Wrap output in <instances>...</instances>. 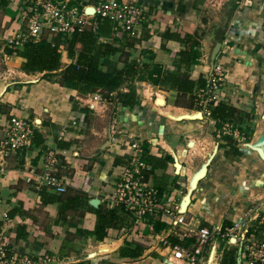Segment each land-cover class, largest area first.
Returning a JSON list of instances; mask_svg holds the SVG:
<instances>
[{
    "label": "crops",
    "instance_id": "crops-1",
    "mask_svg": "<svg viewBox=\"0 0 264 264\" xmlns=\"http://www.w3.org/2000/svg\"><path fill=\"white\" fill-rule=\"evenodd\" d=\"M95 1L83 2L92 6ZM117 1L139 4L144 10V19L137 27V37L133 38L138 41L136 48L124 49L112 56L116 67H123L128 54L127 60L138 66L147 64L171 73H183L184 70L176 66L183 46L166 35L175 34L182 38L196 33L201 55L199 65L192 66L187 72L195 83V98L182 96L165 85L156 86L163 97L147 102V106L136 95L139 105L132 109L122 108L114 102L98 103L91 109L87 105L89 94L82 96L68 89V94H64L66 97H59L54 87L47 89L41 83L30 86L32 89L22 87L20 94L25 92V95H5L0 99V106L1 103L12 104L15 107L11 106L13 108L7 115L27 120L32 118L29 121L36 125L40 144L32 143L4 164L5 172L0 177V198L3 201L0 210L8 212L10 221L3 227L0 217V236L9 237L12 252L31 256L47 253L64 264H154L164 260L162 255L166 252L159 242L160 235H169L170 242L171 239L187 242L190 247L198 228L218 232L223 222L232 226L246 220L247 214L249 235L258 242L264 241V163L254 151L245 147L246 143H242V136L246 135L250 143H254L264 135V0ZM5 2L6 6L0 7V27L3 29L0 39L4 41L14 38L20 32L21 24L20 1ZM71 2L77 6L83 3L82 0ZM88 10L94 11L92 7ZM10 17L9 27H4ZM112 29L114 36H121L122 31ZM101 42H109V39L102 38ZM12 59L18 60L14 67L21 66V58ZM215 62L227 69V105H232L239 113V122L226 123L232 126L234 134L231 132L221 137L218 134L223 127L217 128L213 116L200 117L196 105L198 80H205ZM134 82L141 85L146 81L135 79ZM27 89L31 93L27 94ZM231 89L235 92L232 93ZM127 91L128 83L117 90L121 93ZM180 99L189 100L190 105H176ZM177 110L183 113L178 114ZM73 118L79 120V127L70 126ZM98 123H103V131L97 129ZM64 127L66 137L58 141V132ZM108 133L109 144L102 148L109 140ZM88 138L91 143L86 147ZM58 142L67 147L59 148ZM190 142L192 145L188 146ZM132 148L141 151L139 159L150 166L149 171L142 172L144 181L158 190L166 205L177 206L193 178L215 151L205 177L198 181L191 193L183 225L173 228L164 217L150 216L146 221L148 227L140 226L138 233H133L134 228L127 226L129 240L117 235V229L130 223V216L122 208L124 213H121L118 206L110 207L104 197L119 181L117 167H132L131 159L136 153ZM49 151L61 155L57 173L68 181L66 192L60 195L48 191L33 179L28 180L34 176L33 172L39 173L43 156ZM115 158H120L119 164H114ZM175 163L181 165L177 173ZM68 195H79L78 208L66 213L61 210L59 214L61 205L51 202L50 198ZM93 198L99 200L97 208L89 205ZM253 203L259 207L251 215L249 210ZM115 208L122 220L107 230L102 241H97L92 235L96 223L94 209L103 213ZM11 212L14 214L10 215ZM18 233L22 237H18ZM215 238L220 239V236L214 233ZM125 242L141 246L143 254L135 259L122 257L119 250ZM209 246L216 248L215 241ZM102 248L106 250L100 252ZM92 253L94 256L89 258ZM152 253H156V257H152Z\"/></svg>",
    "mask_w": 264,
    "mask_h": 264
},
{
    "label": "built area",
    "instance_id": "built-area-1",
    "mask_svg": "<svg viewBox=\"0 0 264 264\" xmlns=\"http://www.w3.org/2000/svg\"><path fill=\"white\" fill-rule=\"evenodd\" d=\"M19 18L24 31H20L9 40L8 47L15 49L21 47L26 41L39 42L47 40L51 47H55V39L70 38L75 32L89 30L95 32L97 19L107 20L114 25V30L127 32L130 37L136 38L137 27L144 19L143 8L133 2H122L117 0H104L94 6V13L89 15L83 7L79 10L75 6H69L70 0H19ZM64 44L58 46L62 53ZM72 61H70L71 63ZM69 63V64H70ZM227 69L220 62H215L205 78V88L199 90L196 105L199 108L201 117H212L211 108L220 103L228 104ZM232 93L235 92L231 89ZM106 101L98 93L88 95L89 108L94 109L98 103ZM115 104L116 101H115ZM120 106L119 104H117ZM79 120L73 118L70 126L79 127ZM35 123L28 122L17 115H4L0 118V177L5 172V162L17 155L21 150L32 146ZM232 126L225 124L222 134L233 132ZM111 131V126H110ZM234 133V132H233ZM67 134L66 127L58 132L57 140L62 141ZM135 157L131 159L132 167H117L119 170V181L113 185V190L104 197L110 207H122L124 212L130 216V223L117 229L119 238L130 239L128 227L134 228L133 233H138L140 226H147V218L160 216L168 221L173 228L185 223V212L180 213L179 206L166 205L159 196L158 190L144 181L143 171H149L150 166L139 159L141 151L132 148ZM140 150V149H139ZM60 154L57 151H49L43 156L42 168L39 173L33 172V177L28 180H35L48 191L56 194L66 192L67 180L58 176L57 166L60 164ZM77 156L75 153L74 157ZM170 201V200H169ZM3 201L0 198V207ZM2 226L9 223L10 218L7 211L0 210ZM151 228V227H150ZM244 231V232H243ZM246 220L235 222L232 227L226 228L223 232L211 231L209 228H198L195 232L194 244L190 247L172 245L168 240L169 235H160L159 242L166 251V264H204V255L207 247L213 240L214 233L230 246L241 248L242 264H264V241L258 242L249 235ZM132 233V234H133ZM3 236V235H1ZM0 236V264H64L62 260L47 253H40L34 256L20 254L11 251L9 237ZM130 236V237H129ZM234 239V243H230Z\"/></svg>",
    "mask_w": 264,
    "mask_h": 264
},
{
    "label": "trees",
    "instance_id": "trees-1",
    "mask_svg": "<svg viewBox=\"0 0 264 264\" xmlns=\"http://www.w3.org/2000/svg\"><path fill=\"white\" fill-rule=\"evenodd\" d=\"M69 6H75L81 10V6H77L71 0L68 2ZM5 0H0V7H5ZM113 24L107 20L97 19V29L95 32L75 31L70 38L55 39V47H51L50 42L41 40L39 42L26 41L21 47L16 48L15 52L8 51L7 53H15L16 56L22 59L20 69L26 74L44 73L43 80L58 72L60 81L57 82L59 86L76 91L79 95L86 96L95 92H100L102 98L106 102H114L122 108L132 109L139 105L135 89L132 83L136 80L147 81L154 86L163 87L169 85L175 89L178 94L182 96H189L194 100L193 90L195 83L189 79L187 72L192 66L199 65L200 52L198 51V42L196 40L197 34L185 35L182 38L179 35L167 34L168 39H173L183 46L178 54L179 61L177 69H183V73H171L159 67H152L147 64L138 66L133 61H128V54L123 63V67L118 69L115 62L111 59L116 53H121L124 49L136 48L138 41L130 37L127 32H121V36L116 37L113 34ZM109 39V42H101V39ZM60 44L66 45V52L68 58L72 61L70 64L61 68L62 53L58 46ZM14 63L18 60L12 59ZM107 65V66H106ZM106 66V67H105ZM128 83V91L125 93L117 92V90L124 84ZM197 88L202 90L205 88V80L200 78L197 83ZM212 116L216 120L217 128H221L223 124L238 122V111L224 103L211 108ZM229 139L228 136H224ZM33 143L39 145L38 135L35 131ZM59 148L67 147L66 144L58 142ZM236 155L239 154L235 150ZM171 159V158H168ZM120 158H115L114 164H119ZM79 195H68L56 198L52 196L51 202H57L61 205L63 213L67 211H74L79 205ZM122 207L120 211L122 212ZM94 209L96 214V223L92 235L97 241H102L106 237L108 229L114 228L120 222L118 210L111 209L103 213ZM11 212L10 215H13ZM9 216V214H8ZM65 218V216H64ZM227 222H223L220 231L223 232L228 226ZM1 227V222H0ZM264 229V226H263ZM249 233V232H248ZM18 237L22 234L18 233ZM172 245H181L188 247L187 242H179L172 240ZM144 249L138 245H132L131 242H125L124 246L119 250L122 257L135 259L141 256ZM156 257V253L151 254ZM219 264H236V249H224L221 253Z\"/></svg>",
    "mask_w": 264,
    "mask_h": 264
},
{
    "label": "rangeland",
    "instance_id": "rangeland-1",
    "mask_svg": "<svg viewBox=\"0 0 264 264\" xmlns=\"http://www.w3.org/2000/svg\"><path fill=\"white\" fill-rule=\"evenodd\" d=\"M78 1H80V0H78ZM83 1L84 0H82V2ZM96 1L92 4V6H94V5L98 4V2H100L99 0L97 2ZM87 4H88V2L87 3L83 2L81 8H83V7L84 8L85 7H90V6H87ZM10 21H11V17H10V20H6L5 21L6 23H5V26L4 27H7L8 28L9 25H10V23H11ZM19 21H20V18H19ZM19 26L20 27H19L18 32L19 31H22L23 32L24 31L23 25L20 24ZM2 30L3 29L0 27V33H2ZM9 40L10 39H7L6 41H4V40H1L0 39V92H1L2 89L5 88L4 92L0 93V95H1L0 96V99H3L4 96L7 95L8 93H13L16 96H18V94H19V96L25 95V92L20 94V91H22V87L29 86V89H32L31 87H34L35 85H40V83L43 84L44 86H46L45 88H47V89H50L51 87L52 88L54 87L55 90H57L59 92V94H57V96H59V97H64L65 95L68 94V92H67L68 89L59 86V84L57 83V82L60 81V77L58 75L59 74L58 72H56L54 75H52L50 77H47L46 79L43 80L44 73L26 74V73H24V72L21 71L20 66L19 67H14L13 65H16L17 66L18 63H14V62H12L10 60L13 57H16L17 58L18 56H16L15 53H12V54L7 53L10 50L13 51V52H15V50H16L14 47H8L9 46ZM21 63H22V61H21ZM69 63H70V59L67 56L66 45H64L63 46V49H62L61 68H64ZM30 80H33L35 82L30 83L29 82ZM43 82H46L48 85H46ZM132 87L135 89V92H136V95L138 96V98L141 101L146 102V103H144V106L149 105L147 102L151 103V102H153L154 99L160 98L161 96L163 97V95H161V92H159L160 89H157L156 86L150 84L147 81L144 84H141V85H140V82H133L132 83ZM28 93H31V92H29V90L27 89V94ZM98 93L99 94H102L100 92H98ZM150 98L152 99L151 101H149ZM71 100H72V98H70L69 101H71ZM176 103H177L176 105H179V106H189L190 105L189 100H183V99H180V101H177ZM5 104L6 103H1V106H0V115H7L9 113V111L11 110V108L15 107L12 104L9 105V106H7V104L6 105ZM11 106H13V107H11ZM229 106L232 107V105H229ZM161 112H164V111H161ZM166 112H168V111H166ZM170 112H173V111H170ZM175 112H177L178 114L179 113H183V111H181V110H177ZM30 119H32V118H30ZM36 119H38V118H36ZM29 120H27V121H29ZM31 121H34V120H31ZM96 125L98 126V128H97L98 130H100V131L102 130L103 131V129H101L103 123H101V124L98 123ZM222 127H224V125ZM231 130L233 131V129H231ZM222 132H224V130L222 131V129H221V131L218 134L219 137L223 136ZM242 137H243L242 143H250V140L247 139V136L246 135L245 136H242ZM244 137H246V138L244 139ZM86 141H87V146L86 147H89L90 146V143H91V139L88 138V139H86ZM194 156H196V154ZM258 207L259 206L256 205V203L251 204V208L249 207L250 208V210H249L250 213L249 212L248 213L251 214V215L254 214V213H256L257 210H258L257 209ZM248 216L249 215L247 214L246 221L249 218ZM248 230H249V227H248ZM213 240L215 241L216 248H215V255H214V258L212 259L211 264H219V261L221 259L219 257H220V255L222 253V248L223 247H226V248H232V249L235 248L236 249V246L235 245L234 246L233 245L230 246V245H228L225 242L223 243L220 239H216L215 238ZM9 243H10V240H9ZM210 247L212 248L213 246H208L207 247V249H206L207 252L204 255V260H205V263L204 264H207V261L209 259V253L211 251ZM162 256L164 257V260L156 261L154 264H166V262H165L166 252Z\"/></svg>",
    "mask_w": 264,
    "mask_h": 264
},
{
    "label": "water",
    "instance_id": "water-1",
    "mask_svg": "<svg viewBox=\"0 0 264 264\" xmlns=\"http://www.w3.org/2000/svg\"><path fill=\"white\" fill-rule=\"evenodd\" d=\"M89 9V7L85 8V12H87V10ZM30 83L32 82H35L33 80H30L29 81ZM5 88L2 89L1 93L4 92ZM264 118V116H263ZM36 122L39 123V119H36ZM109 130H110V126H109ZM108 136V139L109 140H106L104 146L102 148H105L108 144H109V141H110V135L109 133L107 134ZM192 145V142H190L188 144V146H191ZM245 147H247L248 149L254 151L258 157L260 158V160L264 163V135L263 137L258 140L257 142H254V143H246L245 144ZM215 153V151L213 152V154ZM213 154L209 157L208 161L206 162V164L203 166L202 170L193 178L191 184H190V188L189 190L187 191L185 197H183V199L181 200V203L179 205V212L180 213H184L186 212L187 210V207L189 206L190 204V197H191V193L192 191L197 187V183L199 180L203 179L206 175V172H207V166L209 164V162L211 161L212 157H213ZM181 168V165L179 163H175V171L176 173L180 170ZM89 205L92 206L93 208H97L98 205H99V200L97 198H93L89 201ZM235 240L234 239H230V243H234ZM241 248H242V245L239 244L238 247H237V252H236V264H242L241 263ZM101 251H105V249H100V252ZM95 253H92L90 254L88 257L91 258L94 256ZM214 255H215V246H213L211 248V251L209 253V259L207 261V264H211L212 262V259L214 258Z\"/></svg>",
    "mask_w": 264,
    "mask_h": 264
},
{
    "label": "bare ground",
    "instance_id": "bare-ground-1",
    "mask_svg": "<svg viewBox=\"0 0 264 264\" xmlns=\"http://www.w3.org/2000/svg\"><path fill=\"white\" fill-rule=\"evenodd\" d=\"M87 14H89V15H91V14H93L94 13V11H92V10H87V12H86ZM200 115V117H201V114H199ZM102 249H105L106 250V248H102Z\"/></svg>",
    "mask_w": 264,
    "mask_h": 264
}]
</instances>
